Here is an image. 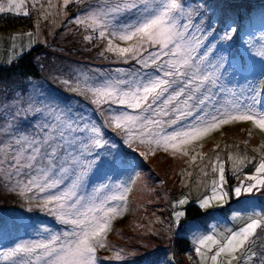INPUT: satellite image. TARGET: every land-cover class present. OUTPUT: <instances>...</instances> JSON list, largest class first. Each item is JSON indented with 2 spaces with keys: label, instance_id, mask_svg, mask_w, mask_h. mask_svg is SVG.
Returning <instances> with one entry per match:
<instances>
[{
  "label": "snow or ice",
  "instance_id": "obj_1",
  "mask_svg": "<svg viewBox=\"0 0 264 264\" xmlns=\"http://www.w3.org/2000/svg\"><path fill=\"white\" fill-rule=\"evenodd\" d=\"M72 2L63 0V6ZM38 4L39 0H32L33 7ZM25 5L26 0H0V13L28 16ZM40 8L47 19L43 5ZM208 8L207 0L197 8L187 6L184 0H106L76 17L75 23L91 30L85 40L95 37L106 41L101 54L111 53L129 67L63 81L89 102L91 114L54 101L28 103L22 111L36 121L32 130H5L6 141H0V180L28 201L29 211L34 204L66 228L54 232L41 225L37 231L40 238L0 249V257L12 264H98L97 250L107 246L112 222L127 211L128 194L135 183L111 182L108 172L127 161L108 138V130L130 148L134 144L146 146L141 156L157 149L187 156L188 145L234 121H251L264 130V110L257 102L264 92V48L256 53L262 58L260 79L245 91V85L252 84L248 76L255 75V69L243 61L237 64L231 57L229 48L239 30L224 17L214 21L207 14ZM128 14L133 18L122 22L121 17ZM214 23H223L218 43L205 48V40L216 34ZM97 116L102 119L97 120ZM196 158L192 156L193 161ZM229 159L235 173L243 170L248 158L230 155ZM210 163L217 178L211 180V194L197 201L199 207L208 209L213 202L223 206L231 195L239 198L243 193L264 191V153L254 173L245 174L230 191L226 189L224 161ZM93 176L98 183L89 191ZM188 203L184 197L173 202V208ZM185 215L183 210L173 211L175 227H182ZM254 215L261 217L260 212ZM262 226L264 217H249L243 227L229 230L222 239L216 235L200 237L196 252L201 264L208 260L211 264H250L256 256L252 238ZM223 257L227 259L222 261ZM112 258L119 261L123 256L113 251Z\"/></svg>",
  "mask_w": 264,
  "mask_h": 264
},
{
  "label": "rangeland",
  "instance_id": "obj_2",
  "mask_svg": "<svg viewBox=\"0 0 264 264\" xmlns=\"http://www.w3.org/2000/svg\"><path fill=\"white\" fill-rule=\"evenodd\" d=\"M105 2L106 0H74L65 7L63 0H51L52 7H49V0H39V4L33 7L32 0H26L28 16L0 13V65H11L36 45H45L80 60L118 61L111 53L101 54L106 47V41L95 37L91 41L85 40L84 37L91 34V30H85L83 25L75 23L76 17L84 16L87 11ZM184 3L191 8H197L201 6L202 0H184ZM251 3L264 6V0H207V14L211 15L215 11L217 15L228 17L229 23L230 18L234 19L239 13L234 5ZM40 5H43V11L48 13L47 19L41 15ZM261 10L258 14H261L263 25L251 27L241 40L236 36L231 44L230 50H242L248 55L243 62L245 65L259 62L258 67H261L262 58L256 55L264 48V10ZM215 17L214 13L213 20H216ZM132 18L133 15L128 14L121 17V21L128 22ZM202 19H206V16ZM213 27L217 29L216 34L205 40V48L218 43L216 37L219 36L223 25L214 23ZM27 33H32L31 37ZM115 42L122 44L120 41ZM249 43L252 44L251 48L248 47ZM216 54H220L219 48L216 49ZM250 78L252 86H256L253 82H257L259 77L253 78L251 75ZM263 95L264 92H261L257 97L261 110H264L260 106ZM28 103L35 101L30 95H24L20 87L12 86L4 91L0 89L1 117L7 119L13 114L16 118V113H22ZM9 109L13 112L8 111ZM31 130L25 129L24 132ZM261 144H264V130L255 127L251 121H234L188 145L187 156L181 153L173 155L171 151L166 152L163 149L141 156L140 152L147 151V148L139 144H134L131 148L127 146L129 150H133L136 157H133L130 151H120L124 159V156H129V159L116 169L117 175L112 171L108 172L112 178L111 182L119 184L134 180L135 183L131 185L132 191L128 194L127 211L112 222V230L107 234V246L97 250L98 264H201V257L196 252L197 240L200 237L216 235L217 239H222V236L230 234L229 230L236 231L243 227L249 222V217H264V191L243 193L239 198L230 192L231 199L223 206L213 202L208 209L199 207L197 201L211 194V180L217 178L210 162L217 159L224 161L226 189L230 191L237 186L239 180L244 179L245 174L254 173L255 165L261 153H264ZM230 155L234 158H248L242 171L233 172ZM192 156L197 157L195 161ZM249 160L252 162L249 163ZM98 175L103 178V173ZM96 183V177H90L89 191L91 185ZM184 197H187L189 203L184 206L176 205L174 209L173 202ZM174 210L186 212L180 228L174 226ZM196 211L202 215L190 217L196 215ZM254 212H260L261 217L255 216ZM60 230L64 231L65 228ZM31 231L37 234L36 228ZM181 236L184 241L189 239L190 249H187L188 245L183 242L177 245L175 238L178 240ZM252 239L256 256L250 264H264V226L257 228ZM182 248L187 250L181 251ZM113 251H120L123 259H113ZM211 254L208 253L209 256ZM226 259L223 257L222 261ZM207 264H211V261L208 260ZM233 264L236 262L233 261Z\"/></svg>",
  "mask_w": 264,
  "mask_h": 264
},
{
  "label": "trees",
  "instance_id": "obj_3",
  "mask_svg": "<svg viewBox=\"0 0 264 264\" xmlns=\"http://www.w3.org/2000/svg\"><path fill=\"white\" fill-rule=\"evenodd\" d=\"M234 6L239 13L234 19L230 18L229 24H234L233 27L238 28L239 31L237 37L238 40H241L244 35H246L248 29H251V27L254 26L261 27L263 25L261 14H258V12L262 8L264 10V6L253 3L249 5L240 4ZM253 11L255 12L253 13ZM214 13L216 16L215 18L222 17L220 14L217 15L215 11L211 13L212 17L214 16ZM224 19L228 21L229 18L226 17ZM217 25L221 26L223 23ZM237 45L241 47L238 42ZM230 49L231 46L229 51L235 63L239 64L241 61L244 62V60L247 59L246 57L248 55L242 50L236 51L234 48L232 50ZM258 64L259 62L246 65L255 69V75H253V78L259 77L258 74L260 67H258ZM78 66L81 68L78 69ZM118 67L128 68L129 65L120 61L105 62L102 60L96 62L80 60L68 55V53L55 51L45 45H36L25 52L11 65H0V89L1 91H4L5 88L18 86L21 91L24 92V95H30L35 103H39L40 101H43L44 103L54 101L61 107L69 105L73 109L78 108L91 114L92 108L89 106V102L77 93L72 92L63 81H74L80 74L92 75L95 72L114 71ZM250 76L251 75L248 76V80L252 79ZM235 82L236 81L234 80V83ZM239 83L245 85L243 79H240ZM253 83L256 85L255 80ZM249 86H252V84L245 85V88ZM260 106L264 109V95L261 99ZM8 111L11 113L13 112L10 109ZM3 117L0 116V141H6V129L8 131L24 132L25 129H32V126L36 123L30 115L24 117L23 112L16 118H14L13 114H10L7 119ZM95 118L97 120L102 119L99 116ZM10 125L11 127H9ZM108 138L117 144L120 151H130L131 155L136 157L133 150H129L127 148L128 145L123 144L122 138L119 135L108 130ZM124 157H126L125 160L128 161L129 156ZM112 172L115 173V175L118 173L116 172V169L112 170ZM131 176H133V173H131ZM196 212V215H190V217L196 218L202 215V213L198 211ZM41 225H46L54 232L61 228H66L65 225L57 222L54 217L37 210L34 204L32 205V211H29L28 201L24 197L19 196L16 192L11 191L7 184L0 180V249H7L18 242L22 243L31 239L40 238L37 234H34L31 229L36 228L37 232ZM62 230L59 232H62ZM175 239L177 245L180 242H183L188 245L187 249H190L191 246L189 239H185L184 241L183 236L178 240L177 237ZM187 249L182 248L181 251ZM0 264H12V261H6L0 257Z\"/></svg>",
  "mask_w": 264,
  "mask_h": 264
}]
</instances>
